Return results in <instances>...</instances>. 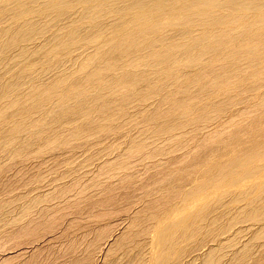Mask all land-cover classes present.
Listing matches in <instances>:
<instances>
[{"label":"bare ground","instance_id":"1","mask_svg":"<svg viewBox=\"0 0 264 264\" xmlns=\"http://www.w3.org/2000/svg\"><path fill=\"white\" fill-rule=\"evenodd\" d=\"M54 23L65 41L44 46ZM65 59L73 69L52 70ZM114 94L123 97L116 115ZM94 112L105 123L91 136L121 143L84 185L65 181L42 199V184L25 183L14 207L0 202V264H35L53 240L38 234L65 224L68 208L82 214L85 199L99 211L97 226L121 201L136 202L140 169L157 184L139 198L153 210L152 228L136 212L124 234L91 249L108 254L147 235L150 261L170 264L193 221L192 232H210L213 242L176 264H234L238 246L247 249L240 264H264V0H0V176L59 154L66 142L49 134L52 126L94 121ZM114 116L121 127L106 124ZM245 236L253 240L240 243ZM226 248L235 258L220 255Z\"/></svg>","mask_w":264,"mask_h":264},{"label":"rangeland","instance_id":"2","mask_svg":"<svg viewBox=\"0 0 264 264\" xmlns=\"http://www.w3.org/2000/svg\"><path fill=\"white\" fill-rule=\"evenodd\" d=\"M90 18L91 16L89 15V19ZM100 18L103 22L104 29L106 30L109 27L110 22L109 20H106L102 18L101 16ZM60 29L61 27L58 26L56 23H54L52 25L50 32L46 35L47 43L45 42L43 43V45L44 46L49 45L50 47H54L59 43H63L65 41V34H62ZM38 49H41V47H39ZM73 67L74 66L69 62V59H65L62 61V63L59 66L55 67L52 70H55L57 68H62L66 73L69 70L73 69ZM37 71H39L43 77L46 75L44 73V69L37 68ZM122 98L123 97L121 95L114 94V99L112 100V106L114 108V115H116L118 111L122 108L120 106V102ZM93 118H94V121H89L86 119L72 120L69 122L66 128H60L57 125H53L51 130L49 131V134H52L54 136L53 138L59 137L60 141H65L66 142L65 148L60 149L59 154H55L51 156H46L47 154H44V156L46 157H43L40 160L32 161L28 164L21 165V166L16 165L17 167L14 165L15 168L13 166L12 168L13 170L10 169L8 172V175L0 176V186L7 187L5 190L0 189V202L2 201L10 202L12 203V206L14 207L15 200L17 199V197L20 195H24L23 192L24 193L26 192L23 188L24 186H26L25 183L29 185H34L36 188L43 186L42 190L40 188L36 194L38 195L39 192L41 191V193L43 194L40 193L38 197L42 199H46V198L52 197L53 194L56 193L57 191L55 189L56 185L58 189V186H61V184L65 183V181H68L67 183H72L76 179H79L78 181H80L84 185L88 183L90 179L95 177L94 175L95 174L97 175L99 172V166H100L99 164H103L101 162H103L114 151V146H116L118 142L119 144L121 142L120 140L115 139L114 136L105 138L106 140H104L103 137L99 135L91 136L93 130L95 129L96 124L105 123V122H102V115L98 112H94ZM119 120H121L120 116H114V120L112 119L111 122L106 123V124H111L113 128L121 127L124 119L122 121H119ZM142 136L145 138H150V137L145 136V132L143 133ZM98 139H103V142L99 144L97 143V144L91 145L89 147L84 146L86 142L94 141ZM56 144L59 145V142H56ZM158 145L159 143L156 144L155 146H158ZM63 150L67 151V153L62 154ZM121 155L122 157L124 156V154H121ZM116 156L119 157L118 154H114L113 156H111V158L115 159L117 158ZM7 159H8L7 157L4 158L3 166H7V164H10L11 161ZM74 160L76 163L74 162ZM135 162L136 161L134 160V163ZM64 165H67L69 167H67L66 169ZM194 167L195 168L193 167L189 168L191 171L189 169L188 170L192 172L191 175L194 174L193 176L195 177L197 176L196 173L198 172V170H196V168L198 167L197 166H194ZM90 170L92 172H90ZM140 170H138L137 173H139V177L141 176L143 180L141 181V183H138V185L135 184L134 185L135 189L131 191V194L134 195V200L136 202L128 206L129 202L127 203L126 201H121L120 202L121 205L117 204L118 207L115 208L113 215H110L111 216V218H109L110 221L105 219L107 221L102 222L98 226L95 223L97 220H99V217L97 216L99 214V211H97L98 210L97 209V210H94L93 212L92 208L87 204L88 199H85L84 202L81 204L80 209L82 211V214L73 213L72 208L71 209L68 208L69 210L67 209V213L69 215V218L67 217L68 220L65 221L66 222L65 224H63L62 223L63 221L61 220L52 229V231H50L51 233L50 232L48 233V235L44 231L38 234V236H40L43 239H46L49 237L48 239L53 238V240L46 245L44 244L42 245V248H40L41 250L39 251V253H37L35 257V264H142V263L146 264L147 262L149 263L150 261L149 258L151 257L147 253L149 249H145L147 247L146 245L147 243H144L146 241H149L147 240V235L145 236L137 235L136 237H133L134 240H132L131 237H128L129 239L127 238L125 243L122 246L116 247L114 243V247L111 248L113 250L109 252L108 254L106 253V254L100 255L99 253L100 249H91L93 247L90 248V246H93L95 243L96 244L98 243L97 245L101 246L105 242L104 240L107 238H110L111 235H114V239H116L120 237L122 234H124L129 229V224L131 220L133 219V217L135 216L134 214H136V212L141 213L144 217L143 227H145L148 230V232L152 228V222L149 221L148 217L153 210H148L149 213L146 212L147 210L146 207L149 204V201H145L144 199L140 200L139 198L143 197L144 192L148 191L147 189L152 190L151 187H154V186L156 187L157 184L155 185L153 183H150L148 185V181L150 179L145 181V178H148L144 176L145 170L144 169H140ZM74 171H80L82 175L79 174V172H74ZM81 171H84V173L86 172L88 176L85 175L86 173L83 174V172ZM91 173L93 174L91 175ZM76 174H77V177H75ZM84 175L85 177H82L81 179L80 176H84ZM107 176L108 175H106V177ZM65 177H67V179H65ZM39 184H42V185L40 186ZM46 184H47V187H45ZM79 186H82V185H79ZM44 187L46 190L44 189ZM49 187H52V188H50L49 190ZM17 189L18 190L20 189V191H18ZM51 189L52 190L55 189V190L52 191ZM43 190H45L46 192ZM90 191L91 189L86 194H88ZM36 194H34L33 192L32 195L35 196ZM95 196L98 197L97 195ZM137 200H140V201H137ZM1 213L2 211H0V214ZM189 223L188 224L191 227L194 222L192 221ZM60 224L62 225L59 227ZM190 227L186 229H187L188 236L191 238L188 237L187 239H183V240L178 238L180 237V235H178L179 230L176 229L177 230L176 233L178 234L174 233V236H175L174 238L176 239V236H178L176 239V242L179 241L178 239H180V241L178 242V249H176L175 252L172 251L173 253L170 252V254L171 255L173 254V255L172 256H170V254L168 255V257L170 256L171 259L169 260V262L167 261L166 263H170V264L172 263L176 264V262L179 263L178 261H181V259L186 260V258L190 256L189 254H193L194 251H202L201 249H203L205 246L212 244L213 236L210 234V232L209 233L207 232L206 233H195V232H192L194 231L192 229L193 227L191 228ZM189 234H191V236ZM231 238H233V235ZM188 239L189 241H187ZM252 240H253V236L251 238L250 236L248 237L245 236L244 240L240 241V243L244 244L245 242V244H247L248 242H251ZM72 243L73 245L77 247V249H68L69 245ZM256 247L257 246H255L254 244V249H256ZM86 248H89V249H86ZM229 248L231 249V247ZM229 248H226L227 249V250L225 249L226 251L223 249L225 252H223L222 250L223 253L222 252L221 253L223 255L221 253L220 255L221 256L225 255L224 256L225 258L224 257L223 258L229 259L231 256H233L234 250L238 249V252L234 253L235 255H237V257L236 258L235 256L233 257L235 258L234 264H240L241 258L245 255L247 249H245L244 251H240L239 249H242V246H238V248L230 250L231 251L230 252ZM130 249L132 250L130 251ZM189 249H190V252L192 251L191 253L189 252ZM179 252H180V255H179ZM143 258H145L146 260ZM151 264L153 263L151 262ZM159 264H161V261L159 262Z\"/></svg>","mask_w":264,"mask_h":264}]
</instances>
